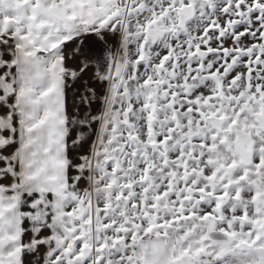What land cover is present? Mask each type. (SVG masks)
Masks as SVG:
<instances>
[{
  "label": "snow or ice",
  "instance_id": "snow-or-ice-1",
  "mask_svg": "<svg viewBox=\"0 0 264 264\" xmlns=\"http://www.w3.org/2000/svg\"><path fill=\"white\" fill-rule=\"evenodd\" d=\"M0 264H264V0H0Z\"/></svg>",
  "mask_w": 264,
  "mask_h": 264
}]
</instances>
